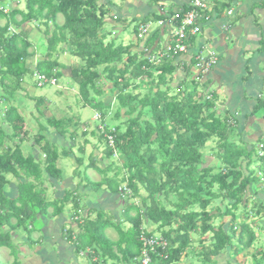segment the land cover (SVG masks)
Returning <instances> with one entry per match:
<instances>
[{
    "label": "trees",
    "instance_id": "16d2710c",
    "mask_svg": "<svg viewBox=\"0 0 264 264\" xmlns=\"http://www.w3.org/2000/svg\"><path fill=\"white\" fill-rule=\"evenodd\" d=\"M217 6L220 11L227 7L225 4ZM259 7L264 8V3ZM186 12L180 13V19L174 21L175 27ZM108 13L109 8L97 0H27L25 11L16 8L4 13L0 10V22L6 20L3 25L0 23V101L9 105L4 119L13 128L12 135L0 128V248L10 249L15 259L12 264H19L13 237L20 230L30 237L39 216L48 215L50 208L53 217L63 214L73 196V193H65L61 199L50 202L40 188L43 173L58 180L61 177V170L57 168L58 151L52 144L45 141L41 147L45 155L43 164L34 156L24 157L20 151L19 144L28 133L23 116L11 103L24 83L23 78L28 73L33 74L26 64L34 52L29 51L32 45L27 32L12 33L9 28L20 29L25 23L37 22L47 27L44 32L47 52L43 61L37 63L36 71L56 78L58 83L63 77L62 70L66 69L57 58L58 52L62 51L61 44L68 46L63 51L79 62L69 67L70 81L78 85L84 106L97 111L106 132L114 135L113 149L105 135L97 130L100 143L106 146L105 155L108 159L118 157L116 166L111 162L98 168L91 156L89 166L97 170L102 179L91 182L88 176L86 178L94 190L104 187L124 201L119 220L103 209L93 208L84 214L79 200L73 197L72 219L77 224V232L67 231V238L73 244L75 257H85L88 264H135L142 251L140 232L144 229L149 235L159 233L148 231L145 226L148 222L157 226L161 230L159 235L168 242L164 252L152 254L151 264H179L183 258H191V261L199 258V264H219V258L227 249H231L234 258L256 243H261V248L253 254V264H264V246L258 241L256 230L249 223H237L239 209L247 216L264 218V199L259 198L251 208L247 206L250 190L259 194V186L264 185V154L260 156L261 151L255 149L256 145H263L264 153V135L256 142L241 137L239 142L235 141L239 122L229 112L218 109L219 98L215 93L196 96V90L190 93L182 85L173 90L170 83L182 64L178 62L179 55L168 52L159 64L150 62V57L146 56L149 49L161 51L157 44L160 32L156 31L147 39L146 53L133 41L125 46L115 37L108 40L113 35V31L105 30ZM58 15L64 18L62 25L57 23ZM17 16H21L20 21ZM153 17L157 20L162 15ZM50 23L54 24L51 33ZM138 27L136 24L132 32L136 38ZM195 40L196 37H190L187 42ZM132 87H144L148 91L143 95L134 94ZM108 92H116L117 107L112 120L118 121L123 112L125 114V121L117 125L105 122L110 109L96 99ZM43 104V99L36 103L38 108L44 107ZM261 110H264L263 100L258 101L250 116ZM52 119H47L48 125L64 135L66 129L62 120ZM11 138L19 140L13 147L6 145V140ZM43 140L45 138L38 139L36 143L42 145ZM213 140L217 142L215 153L207 157L202 150ZM253 165L255 169H251ZM8 174L25 180L20 182L18 196L14 199L5 192ZM215 202L222 207L217 214H212L208 208ZM216 216L230 218L227 229L224 224L214 225ZM260 226L264 229V224ZM109 229L117 234L116 240L105 234ZM208 233L211 236L206 240L203 237Z\"/></svg>",
    "mask_w": 264,
    "mask_h": 264
},
{
    "label": "crops",
    "instance_id": "0c3cea01",
    "mask_svg": "<svg viewBox=\"0 0 264 264\" xmlns=\"http://www.w3.org/2000/svg\"><path fill=\"white\" fill-rule=\"evenodd\" d=\"M111 1L109 0V2L107 4L104 3V5L110 6V8L115 5L117 6V4H114V1ZM209 1L211 10H199L200 23L202 25V33L200 35L201 37L197 36L195 41L190 42L193 47L189 53L179 55L180 57L178 58V62H182V64L179 66V70L182 76H180V78H178L179 76H175L173 80L177 81L176 83L178 84L179 88L182 83L184 88H187L185 85L189 83L184 82L190 76L188 79L189 82L192 83V90H196V92L199 94H201L200 92H203L206 95H209V93L212 91H217L219 93V99L217 101L218 103L216 104L219 106V108L220 106L222 107V109L220 108L222 112H229L236 118L238 116L241 117L244 114L242 119L245 121L248 120L246 126H253V122H255L256 117L250 116V114L256 106V103H258L257 101H261L262 97L264 98V8L259 7V4L261 2L264 3V0ZM192 2L193 0H147L146 3H144L140 0H123V2L121 0V7H124L125 12L121 11V13L118 12L112 15L113 20L111 22L114 23V30H112L113 35H116V38L118 40L121 39L123 45H126L128 42L124 43V39L119 37L120 34L118 31L133 32L136 24H139V26L150 24L148 33L145 34L142 39L139 37L136 38L133 36V34H130L132 39H129L130 42L127 45L131 44L132 41L133 43H136V45L137 42H139V45L136 47H138L140 51L141 49L144 50L146 53L148 49L145 48V42L153 33L159 31L160 37L157 44H159L158 48H160L161 51L153 52L151 51L152 49H149L148 53H146V56L148 58H151L152 56L166 57L168 55L166 52L167 47L173 44L175 28L173 16L184 13V11L186 12V9L187 11L191 10ZM219 4H225L227 7H225L223 11H220L219 9H216V7H218L217 5ZM229 9L233 10L232 15L226 14ZM154 15H162V18L157 20H162L165 23L160 26L158 21L154 19ZM110 19L111 18H109L108 21ZM0 23L3 25L6 23V20H1ZM153 23H156L159 26L155 30L151 27ZM130 24H133V28H130ZM24 25H27V23L23 24L22 27ZM12 27L16 29L17 33L19 32L17 27ZM198 37L201 39L199 40ZM200 48H202V50L205 52H214L218 56L217 65L207 75H202L199 72V70L195 67V62L194 64H191L193 61L192 59L195 61L194 54L198 52ZM256 52L258 54H256ZM249 53L251 54L250 56L247 55ZM33 57H35L36 60L29 58L26 64L27 67L30 65V62L34 65L32 73L36 71V64L41 61L37 59L38 56L34 55ZM183 63L186 65L185 67ZM23 82L24 83L21 85V89L24 93L26 91V80ZM187 90L189 92L191 91L189 89ZM41 109L44 111L48 110L46 107H41ZM254 126H257L255 129H259L258 133L254 131L252 134L246 133L244 138L241 136L240 137L243 140L249 141L255 140V138L257 140L260 135H264V131H261L260 129V127H263L262 123L257 125L255 122ZM1 127L2 124L0 123V128ZM41 129L43 132H40L39 128L38 135L36 136L35 140L45 138L42 145L31 146V149H33V154L31 152H29L27 155L24 153L23 154L24 156H34L36 160H40L39 162L43 163L44 161L40 159L39 153L43 154L41 147L45 144V141L49 142L58 151L59 159L57 161V168L59 167L61 170L60 175H62L63 167L65 165L62 157L67 158L68 155L75 157L72 150H74V141H77L79 135L75 133V135H72L68 139L67 135L61 136L58 131L46 130V128L43 127H41ZM47 132L48 135L54 137L55 140L47 138L45 135ZM80 136H83V134ZM69 140L72 143L71 145L69 144ZM34 143H36V141ZM87 143L88 140L85 139V144ZM79 151L82 153L81 148ZM66 152H68V154H66ZM75 159L79 163L78 159L80 158L75 157ZM76 171L77 170L73 171V178H69V176H67L64 179L60 177L59 180L46 175L44 177V181L42 184H40V188L44 189L45 195L46 193L48 195V190H50L52 195L57 193L58 198L55 200L61 199L65 193H73V197L79 200L80 206L82 208L81 212L84 214L93 208L96 210L103 209L105 212H107L106 210H109V208L112 209L105 201L104 197H102L101 200H95L97 199V194L92 193L94 190H92V188L90 189L91 184L89 185L85 179H82L85 182V185L82 187L81 194L77 192V189H74L76 186L83 184V181H80V175H76ZM87 176L89 180H91L90 175ZM15 178L20 180V182H25L22 177L19 178L13 174L10 175V181H8L7 186H10L11 188L7 190L6 186L5 192L12 199L16 198L19 193L18 187H16L17 183L12 181ZM43 183L45 184L44 188L42 187ZM80 196L83 198L81 199ZM112 196L115 197L114 200L119 201V196ZM74 198H72V200L65 205L63 214L53 217L50 215L52 213V209L50 208L51 212H49L48 215L44 217L39 216L38 223L42 225V228L39 229V232H36L35 230L30 235V237L22 236L19 234V232L16 234V236L13 235V243H15V247H17L19 252V264H61L60 259L64 260L65 262L68 260L69 263L71 257H75L73 244L67 238V231H70L69 225H67L69 223L64 222V219L62 218L67 217L65 213L71 211L72 207L73 214H71L69 220L71 219L73 221L72 217L74 216L75 210H73L74 204L72 201ZM48 200L53 201L51 199ZM82 202H84V204H82ZM107 213H109V211ZM112 213H114V211L111 212V214ZM57 222L59 223V226L58 229H55L53 225ZM74 224L77 227V224ZM75 231L77 232V229L73 232ZM18 237H24V240L17 241L16 239ZM43 238L48 241V243L55 246V251H42L40 249L39 241ZM36 252H38V254ZM0 256V264H12L15 260L14 256L10 254V250L6 247L0 248ZM75 259L77 260L76 257L73 260ZM76 262L78 264V260Z\"/></svg>",
    "mask_w": 264,
    "mask_h": 264
},
{
    "label": "rangeland",
    "instance_id": "374dc122",
    "mask_svg": "<svg viewBox=\"0 0 264 264\" xmlns=\"http://www.w3.org/2000/svg\"><path fill=\"white\" fill-rule=\"evenodd\" d=\"M111 1V0H110ZM114 4H117V6H112L110 8V6H107V8H109V13L106 16V19L108 21L109 18H112V15L114 13H121L125 12L124 11V7H121V0H113ZM111 1V2H113ZM143 1L144 3H146L147 0H140ZM97 2L99 4H107L109 2V0H97ZM123 2V0H122ZM10 7H12L13 9H20L22 11L26 10V2L24 0L20 1V4H12ZM120 10V11H119ZM21 16L17 17V20H20ZM113 20V18H112ZM115 21V20H114ZM57 23L58 25H62L64 23V18L62 15H58L57 18ZM131 25V24H130ZM133 28V24L130 26V28ZM154 30L157 29L159 26L158 24H152L151 26ZM47 29L46 26L40 25L39 23H35V22H29L27 23V25H24L23 27L21 26L19 30H22L24 32H27L29 34V40L31 41V45L32 47L29 49L30 52H34L35 56H38L37 59L42 60L45 58V53L47 52V35H45V30ZM54 29V24L50 23L48 30L49 33H51ZM105 30L106 31H112L114 30V23H112L111 21H108L107 24L105 25ZM118 33L120 34L119 37H121L122 39H124V43L126 42H130V40L132 39V36L130 34H132V32L127 31V32H120L118 31ZM118 34V35H119ZM50 36V35H49ZM116 38V35H112L111 38H108V40H111L112 38ZM201 37V36H200ZM200 37L199 40L201 39ZM130 39V40H129ZM107 40V41H108ZM118 41H121V39H119ZM125 46H127V44ZM136 44V43H135ZM137 44H139V42H137ZM60 48L62 51L58 52V56L57 58L59 59V62L62 65L66 66L65 70H62L63 73V77H61L59 79V82L54 85V86H44V87H38V85L34 82L35 75H31L30 73H28L23 79L26 80V88H25V92L23 93L22 89H18L17 92L15 93V99L12 101L11 105H14L19 111H17V113H19V115L23 116V120L25 122V132H27L28 134L25 137V141L23 143H20V151L22 153V155L24 156V154H29V152H31L33 154V149H31V146H37V143H34L36 140V136L38 135V131L40 128V132H43V130L41 129V127L46 128V130H52V131H56L54 129V127L48 125L47 123V119L48 118H54L55 120H62L63 123V128L66 129L65 132V136L67 135L68 139L69 137L72 136V133L75 132L76 134H78V138L77 141H74V147L72 150V152L74 153L75 157L77 158H82V163H78L75 159V157H71V155L67 156V158L62 157V160L64 161L65 165L63 167V172L61 175V178L64 179L67 176H69V178H73V171H76V175H80V181H83L82 179H85L88 183V179L86 178L87 175H90L91 177V182H98L102 179V175L95 170L94 168L90 167V157H94L95 159V163L96 166L98 168H104L106 167L109 163L114 162L115 166L116 163L118 161V157L114 156L112 159H108V157L105 155V151H106V146L104 144V142L99 141V136H98V122L95 121V119L99 116V113L97 111H95L93 108H91L90 106H84L83 102L81 101V97L79 94V88L78 85H76L74 82H72V80L70 81V71H69V67L72 64L75 63H79L77 61V59L75 57H72L71 55H69V52L63 51V49L67 48V45H60ZM211 48V47H210ZM252 54V52H251ZM250 53L247 55H251ZM256 54H258L256 52ZM32 55V56H34ZM31 59L36 60L35 57H32ZM37 65V64H36ZM28 69L31 72L34 69V65L31 64L28 65ZM194 69V68H193ZM61 71V70H60ZM175 76H179L178 78H180V76H182L180 70L178 69L175 73ZM194 77V76H193ZM190 78V76L188 77ZM186 79L184 83H189V84H184L187 88L191 90V92H193V86L192 83L189 82V79ZM144 82H148V79H143ZM177 81L173 80V83L171 82L170 85L173 87V90H177V88L179 89L178 84L176 83ZM110 87V86H109ZM182 87H183V83H182ZM191 87V88H190ZM134 87L131 88V90ZM148 91V89L144 88V87H139L138 89H133V93L134 94H145ZM2 92V89H0V93ZM115 93V94H114ZM201 94H204L203 92H200ZM211 93H215L217 95V97L219 96V93L217 91H212ZM93 94V92H92ZM210 94V93H209ZM115 95L116 92H113V94H110L109 92L106 93L105 95H103L101 98H97L96 99L99 101L101 100L105 105L108 106L109 110V114L107 116L106 119V123H108L109 125H117L121 122L125 121V114L123 112L122 114V118L120 120H115L113 121V117H114V113L117 107V102H115ZM199 93L197 92L198 96ZM1 96V95H0ZM41 99L44 100V104L43 106L46 107L48 110L44 111L40 108H38L36 105V103L38 101H40ZM264 101V98L262 97V99ZM258 102V101H257ZM116 103L115 105L112 106V104ZM218 103V102H217ZM257 104V103H256ZM217 106V104H216ZM220 108L222 109V107L220 106ZM219 106L218 109L220 110ZM9 109V105L5 104V102H2V99L0 101V123L2 124V127L5 130V133L12 135L13 134V128L11 123H8L4 118L6 115V111ZM39 110L43 113L41 114L39 112ZM221 111V110H220ZM21 113V114H20ZM250 113V112H249ZM244 115V114H243ZM237 117V120L239 122V133H241V135L238 136L239 133H234L235 136V141L239 142V137H245L246 133H251L256 131L258 133L259 129H255L257 126H254V123L256 122L257 125L262 123L263 127L261 129V131H264V110H261L260 112H257V114L255 115V122H253V126H246L247 121L248 120H243L242 117ZM66 118V119H65ZM70 118V119H69ZM14 119V117L12 118ZM73 119V122L72 120ZM53 120V119H52ZM80 122V123H79ZM76 123H79L77 126ZM100 124V123H99ZM28 126V129H27ZM8 127V128H6ZM9 132H8V131ZM87 130V131H86ZM86 131V132H85ZM85 132L87 135H84ZM91 132H95L96 134L92 135ZM45 134V133H44ZM81 134H83V136H80ZM47 138H50L51 140H55L54 137L49 136L48 132L47 134H45ZM63 136V135H61ZM247 136V135H246ZM263 136V135H260ZM85 139L88 140V143L85 144ZM256 142V138L255 140H251ZM19 140H14V138H11L9 140H6V145L8 146H15L16 143H18ZM44 141H42L40 144H42ZM69 144L71 145V141L69 140ZM216 140L210 141L207 143V146L204 150H202V153L205 156H209L211 154H214L215 152L213 151V149L216 147ZM260 147L259 145H256V150H258ZM22 148V149H21ZM83 149V153H81L79 150ZM70 149V147H69ZM40 152V151H39ZM24 153V154H23ZM31 156V155H28ZM40 159L41 160H45V155L39 153ZM27 157V156H24ZM255 160H257L255 158ZM38 161V160H37ZM40 161V160H39ZM38 161V162H39ZM211 161V160H210ZM209 161V162H210ZM41 163V162H40ZM43 164V163H41ZM63 166V164H62ZM66 166V167H65ZM59 168V167H58ZM251 169H255V165H253L251 167ZM256 174L260 177L259 174V169L258 167H256ZM10 175H7V180L10 181ZM43 176L45 177L46 175L43 173ZM14 178V177H13ZM13 182L17 183V186H19L20 184V180H18L17 178H15L14 180H12ZM90 185V183H88ZM85 185V182L83 181V184L80 186H76L77 192L79 194H81L82 192V187ZM9 187V188H8ZM42 187H45V184L43 183ZM49 187V185H48ZM11 187L7 186V190H9ZM93 189V186H90V189ZM259 194H256V192L254 191V189H251L250 193L248 194V198H247V206L248 208H251L257 201L258 199H264V185H260L259 186ZM47 189V188H46ZM71 189V190H74ZM70 191V190H69ZM93 194H97V199L95 200H101L102 197L105 198V201L108 203V205H110V207L112 209L109 208V210L107 209L106 211H109V215L111 214V212L114 211L113 214V219L115 220H119L118 218L120 217V213L122 211V208H124L125 203L124 201L120 198L119 201L118 200H114V196L110 195L106 189L103 187L100 190H94L92 191ZM258 193V192H257ZM144 195V193H142ZM47 195V193H46ZM45 195V198H46ZM73 195V194H72ZM107 195V196H106ZM58 198L57 193H54L52 195V193H50V190H48V195H47V200L51 199V200H55ZM73 198V196H72ZM80 198L82 199L83 197L80 196ZM49 201V200H48ZM51 202V201H50ZM133 202V201H131ZM135 202H137V204H139V200H136ZM82 204H84V202H82ZM219 203L215 202L214 204H212L208 210L212 213V214H217L218 211L221 210V207H218ZM225 206V205H224ZM112 210V211H111ZM49 212H51V210H49ZM66 218L62 217L64 219V222H67L69 224V229L74 231L77 229L76 225L74 224V220L72 221L71 219L69 220L71 214H73L72 211V207H71V211H69L68 213H65ZM239 214V218L237 220V223L240 222H245V223H249L251 225L252 228H254L256 230V233L259 236V242H263V246H264V229L260 226L262 224H264V218L259 217H250L245 215V212L243 210L238 211ZM93 218H95V214L93 216ZM59 220V219H58ZM229 220L230 218H219L218 216L214 217V225L215 226H219L224 224L225 228L227 229L229 226ZM60 221V220H59ZM260 224V225H259ZM42 225L40 223H37L36 225V232H39L40 228ZM54 228L58 229L59 223L57 222L56 224L53 225ZM145 226L147 228L148 231H155V232H159L161 230L157 229V226L153 225V224H149L148 222H145ZM129 225L126 224L125 228H128ZM54 229V230H55ZM24 230H20L19 234L22 236H26V233H24ZM54 232V231H52ZM76 232V231H75ZM159 233L156 235H159ZM105 234L110 238V239H117V234L109 229L105 231ZM41 235V234H40ZM211 236V233H208L207 235H205L203 238L206 240H209ZM27 237V236H26ZM17 241L19 240H24V237H18L16 239ZM15 240V241H16ZM14 241V242H15ZM261 244V243H259ZM258 243H256L255 246H253L251 249L245 250L243 253H241L240 255H235V257H232V253H231V249H227L226 252H224V254L219 258V264H253V254L256 252V250H260L259 248L260 245ZM14 246L15 243H13ZM58 245V244H57ZM39 246L40 249L42 251L44 250H49L50 252L55 251V246L48 243V241H46L44 238L41 239L39 241ZM195 246H198V244L196 243ZM17 249V247H15ZM20 250V249H19ZM262 250L264 251V247H262ZM27 252V251H26ZM38 254V252H36ZM75 257L72 256L71 260L68 263V260H66V262L64 260L60 259V263L61 264H77V260H78V264H88L87 259H85V257L79 256L77 257V260H73ZM40 259V258H39ZM0 260H1V256H0ZM199 258H195L191 261L190 259H185L183 258L182 261L179 264H199Z\"/></svg>",
    "mask_w": 264,
    "mask_h": 264
},
{
    "label": "built area",
    "instance_id": "2783aa9c",
    "mask_svg": "<svg viewBox=\"0 0 264 264\" xmlns=\"http://www.w3.org/2000/svg\"><path fill=\"white\" fill-rule=\"evenodd\" d=\"M21 0H0V10L4 13H8L13 10L10 7L12 4H20ZM26 1V0H24ZM209 0H193L192 9L187 11L182 18L180 24L174 28V38L173 44L167 47L166 52H173L176 55L187 54L192 50L191 43L187 42L190 37L200 36L202 33V25L200 23V13L199 10L208 11L211 10ZM227 15H232L233 10L229 9L226 12ZM180 19V14L173 16V20ZM165 22L160 20L158 24L161 26ZM150 29V24L141 25L139 28V38H143L145 34L148 33ZM11 32H15L14 28H10ZM195 56V67L199 70L202 75H207L218 63V56L214 52H205L200 48L198 52L194 54ZM163 56L150 58V62L153 64H159L163 60ZM34 82L38 87H44L48 85H56L57 81L54 77H48L46 74L39 73L35 71ZM98 122L97 128L101 133L105 135L108 145L111 148H115L114 135L110 132H106V125L103 123L101 116L95 119ZM100 123V124H99ZM263 145H260L259 150H262ZM262 155V153H260ZM140 242L142 243V251L140 257L136 260L135 264H151L152 254L164 252L168 247L167 240L161 235H149L144 229L140 232ZM83 254V253H81Z\"/></svg>",
    "mask_w": 264,
    "mask_h": 264
},
{
    "label": "clouds",
    "instance_id": "9594fccd",
    "mask_svg": "<svg viewBox=\"0 0 264 264\" xmlns=\"http://www.w3.org/2000/svg\"><path fill=\"white\" fill-rule=\"evenodd\" d=\"M10 28H13V27L10 26ZM10 28H9V32H11V31H10ZM14 30H15V32H17L15 28H14ZM15 32H14V33H15ZM12 33H13V32H12ZM95 121H96V120H95ZM258 150H259V149H258ZM259 151H261V153H262V155H260V156H263V154H264L263 151H262V150H259ZM9 250H10V249H9Z\"/></svg>",
    "mask_w": 264,
    "mask_h": 264
}]
</instances>
